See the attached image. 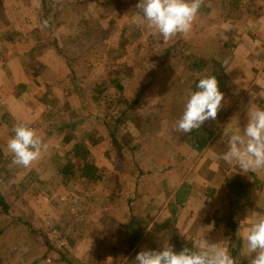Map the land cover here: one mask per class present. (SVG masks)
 <instances>
[{
    "label": "crops",
    "instance_id": "1",
    "mask_svg": "<svg viewBox=\"0 0 264 264\" xmlns=\"http://www.w3.org/2000/svg\"><path fill=\"white\" fill-rule=\"evenodd\" d=\"M53 1L59 4L58 7L62 9V12L71 8L86 10L88 5L92 6L93 4L91 0ZM134 1L136 3L137 1L139 2V0ZM244 1L247 0H204L191 31L187 34H177L175 36V41H178L179 43L177 42V44L180 47H184L185 51L189 50L192 55L204 56L220 62L225 68L230 84L234 85L233 90L229 91L228 89L223 93L224 100L216 119H209L201 126L213 134L212 141L200 153L185 142L180 141L175 144L176 137L171 134L173 133V122L170 125L169 121L180 119L185 110L187 100L191 95L189 75H182L184 78L181 81L187 83L186 92L183 95L170 94L169 97L164 93L161 102L158 101V107H160L162 104L168 105L171 99L173 106L178 109L177 115L171 117L165 115L159 128L150 129L147 134L150 137L146 146L147 152L144 151L143 147L142 149L139 147L142 154L141 158L135 159V162L129 165V169L117 181V186L121 189L124 205L120 204L121 206L117 207V204H113L110 210L119 214V216L114 217L111 213V218L117 221H119L120 214L124 215V212L130 208L139 217L149 220L151 223H158V226L162 225L164 231L156 233L155 236L165 243L171 239L172 234L180 238H189L194 242L195 246H197L198 242H202L205 239L209 244L221 243V247H226L229 253L231 248L237 249L240 257L248 258L251 254L247 251L245 239L247 229L255 221L256 213H264V169L257 170L255 173H244L235 161L228 163L221 159V156L228 151L231 136L236 133L242 134L248 123L249 113L256 108L264 109V48L259 43L264 42V32L259 25L263 35L258 36L257 41L259 44L256 47H254V44L252 45L255 55L252 52L253 55L251 54L246 60L244 54L247 53L243 47ZM258 2L263 3L262 0H258ZM40 3L42 4L41 7ZM45 3L47 16L52 19L51 12L47 7V4H50L51 1L46 0ZM42 8V0H15L14 2L0 0V36L2 37L6 30L11 29L19 38L22 37L27 40L28 26L33 24L31 29L33 34L34 21L38 22L41 18ZM250 20L263 22L264 10L257 8ZM153 30L156 31L155 29ZM34 32L36 33V31ZM152 34L160 36L158 44L161 45V49L158 54L160 57H164L161 53L168 51L173 40L170 39L165 42L158 31ZM6 39L4 38V40ZM4 47H0V50L8 52L9 47L7 45ZM36 49V47L31 48L30 51L25 52L26 54L21 55V57L17 55L15 59L13 58L15 61L7 62V65L3 66L6 69H10L7 75L11 78H18L19 75L28 78L32 74L31 71H34V67H28L27 62L22 57H34L38 51ZM175 58L178 60L179 57ZM226 60L228 62L227 66L224 65ZM107 61L114 65L118 62L114 55L111 58H106L104 62L108 64ZM101 62H103V58ZM164 62L163 70L168 67L174 68V64L171 61L167 60ZM136 81L133 79L131 84L134 85ZM34 83L35 81H31L32 85ZM135 86L137 85L135 84ZM20 88L21 90L19 91L11 90L16 95L6 94L0 96V159H3L5 165H7L8 160L13 159V154L7 149L10 137L9 130L5 129L3 124L4 119L13 118L16 125L28 122L35 124L40 119L39 114H45L43 104L41 106L38 102L39 99L42 100L44 98V96H40L43 86L40 85L37 92H30V96L28 94L30 88ZM20 92L22 93L20 94ZM72 101L77 102L74 96ZM72 112V110L70 112L65 111L63 115L69 116ZM72 122L66 119L58 127L63 131L57 130L58 132L56 131L55 134L47 136V140L46 138L43 140V143L47 145L46 151H49L48 148L53 149L51 146L52 138L59 133H64V136L65 133H68L66 131L69 130L68 127L73 126ZM126 129L134 138L135 134H133L127 124ZM139 133L140 131H138ZM150 145H154V147L148 150ZM158 155L160 159H157ZM46 157L49 158V155L33 162L30 166L31 170L23 173V175H19V172H14L13 176H17L19 179V182H15L19 191L15 194V199L7 201L8 203L10 202L11 206L10 204L8 205L13 207V211L15 210L16 214L23 218V213H26L24 217L27 219L31 218L34 221V226L38 227L49 224L44 222L40 225L39 217L35 213L40 211L41 202L48 201V197L52 194V188L57 187L58 183L57 175L55 176L53 171V160L46 159ZM6 169L0 168V186L2 181L6 179L4 175V173H7ZM25 177L29 179V182L33 183L31 188L23 184L24 182L22 181ZM235 177H240L242 180L249 182H252L253 177H255L262 186L261 190L255 193L254 198L245 208L238 206L224 187L223 181L225 179H233ZM183 186L186 188L181 191ZM15 189H17L16 186ZM79 190L77 189L74 192L76 196L81 195ZM80 191L84 192L82 189ZM67 197L69 200L71 199V197ZM96 204H99V207L104 206L101 201ZM50 207L49 205L48 208ZM67 208L64 209L65 212H69L68 214L73 216L72 212H76L75 207ZM48 210L46 211L47 217L49 216ZM86 214L83 215L81 220L75 221L71 218L69 222L60 221L62 217H58L57 220L60 226H57L62 228L82 227L85 229L97 226L98 223L93 222V219H90V215L86 216ZM20 220L24 221L23 219ZM4 224L3 218L0 217V260H2L3 256H7L10 253V251L5 252L6 247L10 243L14 249L19 251L14 254V257H11L15 258L16 264H35L33 261L36 259H40L37 262L38 264H51L50 259H53V257L50 255L54 254L55 250L52 243L55 242L50 238L43 240V237H33V241L29 245L27 238H21L10 227L11 225L7 226ZM91 237H88V243L92 245V240H96V237L93 236V239ZM20 244L22 245L20 246ZM83 246L85 250H89V247L87 248L85 244ZM95 246L99 248L98 244ZM50 247L53 250H49ZM98 253L95 256L101 261L100 251ZM73 254L74 252H70L68 255L59 254V259L55 264H83V262L89 264L90 254L87 252L80 257H75ZM111 263L112 258L109 257L103 264Z\"/></svg>",
    "mask_w": 264,
    "mask_h": 264
},
{
    "label": "rangeland",
    "instance_id": "2",
    "mask_svg": "<svg viewBox=\"0 0 264 264\" xmlns=\"http://www.w3.org/2000/svg\"><path fill=\"white\" fill-rule=\"evenodd\" d=\"M10 1L14 2L15 0ZM50 1L51 3H48L47 7L51 12L53 22L51 34H48L47 30L42 26L40 18L38 22L34 21V31L36 33L33 31L32 34L31 29L33 24H29L26 34L27 40L22 37L19 38L11 29L6 30L2 37L0 36V47H4L5 45L9 47L8 52L0 50V96L6 94L16 95L11 90L19 91L21 90L20 87L30 88L29 96L30 92H37L40 85L45 88H41L42 92L40 91V96H44V98L42 100L39 99L40 101L38 100L41 106L43 104L45 114H39L40 119L35 124L26 123L37 130V134L42 141L45 138L47 140V136L53 135L66 119L73 121L72 125L74 127L71 130L74 131L73 136L75 141H87L88 135L96 136L94 138L96 140L101 139L103 136L101 135V131L104 128L100 124H97L94 114L96 112L103 115L113 114L117 109L116 104L122 107L121 102L118 101L121 96L129 102L137 100V108L134 112L136 124L126 122L130 130L135 134L133 145L137 149L133 152L123 150L119 146L111 144V141L105 142L106 138H104L103 143L105 142V145L109 144L106 150L107 153L111 154V159H113L112 163L115 168L113 178H116V181L109 186H102L84 179L76 182L70 178L68 182L64 183L62 176L56 171L57 159L61 158L67 150L62 141L64 133H59L52 138L51 146L53 149L48 148L49 151H44L40 159L43 156L49 155V158L46 157V159L53 160V171L54 175H57L56 179L58 183L57 187L52 188V194L48 197V201L45 200L43 203H40V211L34 212L39 217L40 225L44 222L49 223L41 227L34 226V221L31 218H25L26 213H23V218H21L22 216L16 214V211H13V207H10V202H7L10 199H15V194L19 191L17 183L15 184V182H19V179L17 176H13L14 172H19V175H23V173L30 171L31 167L24 168L14 165L12 159L8 160L7 165H5L3 159H0V168H7V173H4L6 179L2 181V185L0 186V194L4 196L7 204H10L6 210L0 206V217L3 218L4 225H11L10 227L21 238H27L29 245H31L33 237H43V240L50 238L55 242L52 243L55 250L54 254L50 255L53 257V259H50L51 264H55L58 261L59 254L68 255L70 252H74L73 255L75 257H80L83 253L87 252L90 254L89 264H100V260L95 256L100 250L95 246L96 243L92 237L99 233L101 229L99 222L104 213L109 216L112 213L114 217L119 216V214L111 212L110 209L112 207L110 209H106L105 206L99 207L94 202L93 196L103 193L101 191L105 187L109 188L111 192V189H114V185H117L118 179L129 169V165L135 162V159L141 158L142 147L147 152L146 146L150 138L147 134L150 132V129L159 128L165 115L168 117L177 115L178 109L173 106L171 99L168 105L162 104L160 107L158 106L164 93L169 97L170 94L183 95L186 92L187 83L181 80L184 78L182 75L189 74L185 65H183V61H180L179 58L177 60L175 57L192 54L189 50L185 51L184 47H180L177 44L178 41H175L176 37H173L171 38L173 41L169 46L172 47L174 42H176L177 46L172 50L173 56H168L169 54L164 55L165 52H162L161 55L164 57H160L158 54V51L161 49V45L158 44L160 36L152 34L156 31L148 30L145 24L138 23L134 19L138 12L136 8L138 1L136 3L134 0H98L92 6L88 5L86 10L71 8L63 12L58 7L59 4L53 0ZM41 6L42 4L40 3ZM257 8L264 10V2L259 3L258 0L243 2V47L247 53L244 54L246 60L252 52L255 55V50H252L253 44L256 47L260 43L264 48V42L258 43L257 41L258 36L263 35L264 21L253 22L250 20ZM259 25L263 32L259 29ZM51 37L55 39L56 46L61 49L64 55L73 59V67L67 66L64 58L58 56V52L55 51V46L51 42ZM4 38L7 39L4 40ZM34 47L38 50L34 57H22L27 62L28 67H34V71H31L32 74L28 78H25L23 75H19L18 78L9 77L7 74H9L8 70L10 71V69H6L3 66H6L9 61H15L14 59L17 55L21 57V55L26 54L25 52L30 51ZM112 55L118 60L117 64L114 65L109 63V61L106 64L104 62L105 59L111 58ZM102 58L103 62H101ZM167 60L174 64L173 69L168 67L163 70L164 61ZM217 63L220 64V62ZM178 64L180 65L178 66ZM121 68L122 71L120 70ZM116 72H118L117 76ZM71 76L72 79L76 80L79 87L87 91L84 106L78 102L77 97L74 95ZM133 79L137 80L135 84L139 88L135 84H131ZM112 80H116V83H113ZM31 81H35V83L32 85ZM27 83L30 84L27 85ZM228 89L229 91L233 90L234 85L229 83ZM73 96L77 102L72 101ZM99 98H104L105 100L101 101ZM105 102H113L114 105L108 109V104ZM71 110L73 112L69 116L63 115V112H70ZM4 120L3 124L5 129L9 130V137L11 138L14 135L12 129L16 125L15 120L13 118H6ZM107 120L109 121V118ZM169 122L170 125L173 122L172 127L176 126L173 120ZM76 124L77 126L75 127ZM52 131L55 132L52 133ZM126 131L128 132L127 129ZM138 131H140L139 134ZM66 132L69 133V130ZM139 147H141L140 150ZM153 147L154 145H150L148 150L153 149ZM101 148L102 146L98 150L99 154L103 153ZM157 159H160L159 155ZM61 162H64L63 159H61ZM28 180L25 177L22 182L31 188L33 183ZM15 186L17 189H15ZM14 189L15 191H13ZM77 189H82L84 192L79 190V194L81 195L76 196L74 192ZM67 196L71 197V199L69 200ZM118 198L119 204L116 203V206L124 205L122 196ZM49 205L51 206L50 208H48ZM72 206L75 207L76 211L72 212L73 216L64 210ZM47 209H49L48 217L46 213ZM129 210L130 208L124 212V215L120 214L119 221L125 220V216L129 213ZM85 213H87L86 216L90 215V219H93L92 221L98 223V225L90 229L59 227L58 217H62L60 221L69 222L71 218L77 221L83 219ZM11 218L15 219V224L11 223ZM19 219H23L24 221H19ZM88 237L93 239L92 245L88 243ZM83 244L87 248L89 247V250H85ZM9 251L10 253L7 256L1 258L0 264L17 263L15 262V258L11 257H14V254L19 251L14 249L10 243L5 249V252Z\"/></svg>",
    "mask_w": 264,
    "mask_h": 264
},
{
    "label": "trees",
    "instance_id": "3",
    "mask_svg": "<svg viewBox=\"0 0 264 264\" xmlns=\"http://www.w3.org/2000/svg\"><path fill=\"white\" fill-rule=\"evenodd\" d=\"M42 1L43 8L41 23L43 26L44 22L47 21L48 26L44 28L47 30L48 34H51V25L53 22L52 19H49L47 16V9H45L46 0ZM94 1L96 0H91L92 3H94ZM262 1L264 2V0ZM50 39L55 46V51L58 52V56L64 58L67 66L73 67V59L64 55L61 49L56 46L54 38L51 37ZM176 46V43H174L172 47H169L168 53L165 52L164 55L169 54L168 56H173L172 50ZM179 59L180 61H183V65H185L189 74L191 93L198 91L196 85L200 79L210 75L217 77L219 81V89L222 93L227 90L230 82L224 72L223 66L219 63L204 56L190 54L179 56ZM120 70L122 71V68ZM117 75L118 72H116V76ZM112 82L116 83V80H112ZM71 84L73 85V92L77 96L78 101L84 106L87 91L79 87L76 80L72 79V76ZM99 99L101 101L105 100L104 98ZM118 101L121 102L122 107H119V105L116 104L115 106H117V109L113 114L103 115L102 113L100 114L97 112L94 114L97 124H100L104 128V130L101 131V135H103L101 139L96 140L94 139L96 136L88 135L87 141H75L73 136L74 131L71 130L74 126L68 127L69 133H65L63 138V144L66 146L67 150L61 158L57 159L56 164V171L62 176L64 183L68 182L70 178L74 179L76 182L84 179L93 184L102 186H109L116 181V178H113V174L115 173V168L112 163L113 159H111V154L107 153L106 150L107 145L109 144L105 145V142L111 141V144L119 146L120 149L129 152H133L137 149V147L133 145V137L125 129L126 122H133L136 124L134 120V112L137 108V100L129 102L121 96ZM105 103L108 104V109L114 105L113 102ZM45 106L47 105L45 104ZM108 118L109 121L107 120ZM176 122L177 119H174L175 125ZM57 130L63 131L61 128H58ZM172 130L176 137L175 144L180 141L185 142L198 153L202 152L213 139V134L202 127L195 129L190 133L178 132L176 131V126L173 127ZM53 132L55 131H52V133ZM104 138L106 139L103 143ZM101 146L103 153L99 154L98 150H100ZM61 159H63V163L61 162ZM104 172L107 173L104 174ZM223 183L229 196H232L235 203L243 208L251 202L255 193L262 188L260 182L257 181L255 177H253L252 182L242 180L240 177H235L233 179H225ZM113 188L114 189H111L110 192V189L105 187L101 191L103 193L93 196L94 202H103L106 209H110L113 204H119L118 197L121 196V190L117 185H114ZM185 188L186 187L183 186V190L181 191H184ZM0 206L4 207L5 210L8 209V204L2 194H0ZM14 222H16L15 219L11 218V223L15 224ZM99 223L101 229L95 236L96 240H94L95 243L99 245L100 258L102 261H100V264L105 263L106 259L109 257L112 258L111 264H136L135 258L140 251H160L166 244L172 246L173 250L176 252L182 251L185 247L192 248L193 250H196L197 248V246L194 245V242L189 238H180L175 234L171 235V239L168 242L165 243L161 241L155 236V234L163 232V226H158V223H151V221L134 214L131 210H129V213L125 216L124 221H117L104 213ZM49 250L53 249L50 247ZM230 255L234 258L236 264H251V259L254 257L252 255H255V253H252L248 258L240 257L238 250L231 248ZM38 261H40V259L34 260L33 263L38 264ZM43 261H45V259H43Z\"/></svg>",
    "mask_w": 264,
    "mask_h": 264
},
{
    "label": "clouds",
    "instance_id": "4",
    "mask_svg": "<svg viewBox=\"0 0 264 264\" xmlns=\"http://www.w3.org/2000/svg\"><path fill=\"white\" fill-rule=\"evenodd\" d=\"M204 0H139L136 22L155 29L165 42L177 34L191 31ZM47 27V21L43 24ZM227 60L224 65L227 66ZM198 91L191 93L185 110L176 122V131L190 133L199 129L205 121L215 120L222 107L224 94L219 89L216 76L210 75L199 80ZM14 135L8 140L7 149L13 154L12 163L24 168L38 161L47 145L38 136L37 130L27 124L13 128ZM229 148L221 159L235 161L244 173L264 169V109L256 108L248 116V123L242 134H233ZM256 219L247 229L246 242L249 254L255 253L251 264H264V213H256ZM136 264H236L226 247L209 244L205 239L198 242L196 250L185 247L176 252L166 244L160 251H140Z\"/></svg>",
    "mask_w": 264,
    "mask_h": 264
}]
</instances>
